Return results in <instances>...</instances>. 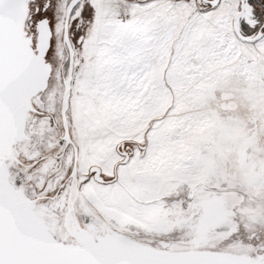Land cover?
<instances>
[{
	"label": "snow or ice",
	"instance_id": "6c2138e0",
	"mask_svg": "<svg viewBox=\"0 0 264 264\" xmlns=\"http://www.w3.org/2000/svg\"><path fill=\"white\" fill-rule=\"evenodd\" d=\"M0 264H264V0H0Z\"/></svg>",
	"mask_w": 264,
	"mask_h": 264
}]
</instances>
